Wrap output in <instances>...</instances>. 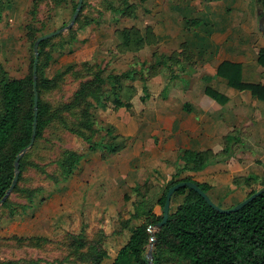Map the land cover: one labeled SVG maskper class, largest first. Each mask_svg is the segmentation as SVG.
Segmentation results:
<instances>
[{
    "label": "trees",
    "instance_id": "1",
    "mask_svg": "<svg viewBox=\"0 0 264 264\" xmlns=\"http://www.w3.org/2000/svg\"><path fill=\"white\" fill-rule=\"evenodd\" d=\"M10 1L0 0V17L1 12L7 8ZM127 1H121L122 4H125L123 7L108 3V8L112 11L122 12L125 7H132L131 2L128 3ZM31 2L33 5L36 0ZM54 2L58 5L67 6L68 4V0H54ZM76 2L77 0L71 4V14ZM84 3L85 1H82L75 22L81 19V9ZM90 21V19L85 18L79 26L86 25ZM31 27V25L25 26V33L28 38H31L32 46L34 39L43 33L35 35ZM68 31L70 33L69 40H71L74 37V29L70 27ZM136 31L135 28L122 29L120 31L121 43L129 46L130 33H136ZM51 37L40 40L38 43L35 75L37 94L35 137L32 145L19 157L18 175L11 190V192L19 193L24 201H12L10 196H7L0 204V208H6L5 214H1L0 218L11 219L15 215H20L34 201L39 188L19 185L20 180L23 179V172L29 166L45 173L46 177L53 178L55 182H59L74 170L80 159V154L73 149H63L55 160L58 172L56 174H59V176L46 172L44 164L30 160L28 152L37 144L38 139L45 137L44 132L47 127H59L77 135L88 144L90 150H95L101 145L105 151L114 152L122 146V143L116 142V134L111 133L113 130L112 125L102 126L108 136L106 141L94 139L99 126L96 128L94 117L96 115L93 111L95 106L101 105L112 106L113 108L128 107L130 105L128 92L131 87L124 85V81L133 80L135 69L130 68L105 74L103 65H97L95 69L88 73V77L79 81L67 100L59 102L56 106H51L42 95L58 87L63 72L71 67L70 64H68L70 66L65 65L63 69L57 70L51 76L44 74L43 68L48 65L47 59L50 58L49 51L45 50V46ZM134 40L139 43L141 40L143 42L145 38L139 34L134 36ZM138 46L139 44H135V48ZM152 56L153 65H150V68L165 67L170 69L173 75L172 63L179 62L177 56L155 52H152ZM32 60L33 52L28 71L21 76L14 77L6 76L5 69L0 62V198L13 177L14 158L19 150L29 142L31 135L34 96ZM257 60L264 66V50L259 52ZM86 61V68H93L92 62ZM146 62L147 60H142L141 64L146 65ZM88 63L91 65H88ZM182 67H184L183 63L180 65V68ZM138 70L142 71L141 68H138ZM217 74L224 76L229 85L239 89H249L256 97L264 99V84L242 82L237 64L222 62L217 68ZM142 89L146 90L145 82L142 84ZM206 91L220 101L225 99L224 96L208 88H206ZM68 114L73 115L74 119L68 120ZM238 139L236 134H226L224 145L218 151H213L211 148L201 150L181 149L177 154L178 162L175 164L174 171L166 180L161 193L156 197L155 201L160 208L164 201L166 189L180 180H191L208 194L210 185L207 182L194 181L191 176L185 173L202 169L207 164L228 158L232 155V148ZM238 180V178H234L235 182H238ZM243 181L247 185L256 182L258 186L257 188L250 187L243 197L245 198L259 187L264 186V174L260 176L247 175L243 178ZM143 185H147L146 182L131 187L137 194V198L132 202L130 217L141 218V220L130 226L126 240L108 264H149L146 251L150 234L147 227L149 224L158 221L161 214H156L153 211V205L151 204L153 198L152 196L150 198L146 196L148 189L141 191ZM174 195H179L181 198L175 205L170 203L166 221L154 231L155 240L151 249L153 264H161L164 260L173 261L175 264H264V191L257 194L239 209L229 212H219L213 209L203 197L187 186L178 187L171 194L170 202ZM213 202L221 206V203ZM237 202L229 206L222 205V207H231ZM8 236L19 243L24 240L26 245L31 247L40 249L43 246L49 247L51 251L57 252L53 259L57 264H101V261L107 255L102 242L104 240L102 230H98V233L92 236H88L83 228L78 232L66 230L53 237L18 234ZM62 248H65L66 252L60 256ZM42 260L44 259L41 257L5 258L0 259V264H47L42 263ZM53 261L51 260L49 264H54Z\"/></svg>",
    "mask_w": 264,
    "mask_h": 264
},
{
    "label": "crops",
    "instance_id": "2",
    "mask_svg": "<svg viewBox=\"0 0 264 264\" xmlns=\"http://www.w3.org/2000/svg\"><path fill=\"white\" fill-rule=\"evenodd\" d=\"M163 1L162 9L152 10L154 16L150 23L134 27L147 40L143 42V47L150 44L157 54L175 55L179 59L178 63H183L184 67L180 68V73L173 70V75L159 71L150 78V93L147 91V83L146 90L142 89V82L143 98L141 95L139 100L130 97L128 107L114 109L111 116L114 134L116 142L122 143L118 150L108 154L105 150H92L80 159L77 167L65 179L50 186L53 189L49 190V195L52 191L59 193L68 186V193L72 201L76 202L71 203L74 208L69 210L74 214L80 215L78 204L84 200L80 189L90 191V196H95L93 199L90 197V200L98 204L101 193L96 194V191L102 189L97 187L105 188L102 193L112 191V188H126L131 184L132 187L137 173L149 164L151 171L154 168H167V164L172 161L169 156L174 154L173 162H177V154L183 148H211L218 151L224 145V136L232 132L240 137L232 149V155L185 174L194 181L207 182L210 185V198L223 206L242 200L248 189L254 187L252 182L247 185L243 181L245 176L264 174V99L256 97L249 89L229 85L224 76L217 74V68L222 62H231L239 66L242 82L264 84V66L257 60L259 52L264 50V0ZM16 6L11 0L3 18L9 13L15 15L11 10L16 11ZM22 8L23 5L20 11ZM98 33V43L114 42L109 33L104 34V28L100 27ZM118 43L120 41L116 38L115 44ZM89 47V58L86 59H92L96 51L95 45ZM72 51L77 54L79 50L72 47ZM187 69H190V73H185ZM206 88L225 99L220 101L214 98ZM98 108L100 106L97 111ZM143 154L146 157L144 163ZM147 154H150V158H147ZM91 158L95 161L93 167L88 164ZM95 170L103 176L98 181L93 180ZM234 178H238V182ZM153 184L150 181V188ZM44 197L40 193L36 194L30 209L5 219L3 225L21 217H34ZM48 217L44 222L50 220ZM51 223H48L50 227ZM81 229L82 226L79 230H68L78 232ZM42 232L12 231L5 235L48 236ZM118 248L111 256L105 246L107 255L101 263L109 259L105 263L108 264Z\"/></svg>",
    "mask_w": 264,
    "mask_h": 264
},
{
    "label": "rangeland",
    "instance_id": "3",
    "mask_svg": "<svg viewBox=\"0 0 264 264\" xmlns=\"http://www.w3.org/2000/svg\"><path fill=\"white\" fill-rule=\"evenodd\" d=\"M13 1L17 5L16 11L11 10L15 13V15H13V13L12 15L9 13L3 18V14L6 11L5 9L1 12L0 17V62L5 69L6 76L9 77L21 76L28 71L33 50L31 46V38L26 36L25 26L31 25L35 35H39L41 33L44 34L63 26L68 22L71 16V4L75 0H68L67 6L63 4L58 5L54 2V0H36L33 5L31 2L32 0ZM83 1H85V3L81 9V19L74 22L72 26L74 29V37L69 40V29H66L53 35L45 46V50L49 51L50 54V58L47 59L48 65L43 68L45 75L51 76L57 70L63 69V67L68 64H70L71 67L63 72L59 86L44 93L42 97L47 100L51 106H56L59 102L67 100L71 96L73 90L77 87L79 81L88 77V73L92 69H95L97 65H103L105 74L107 72H120L126 69L134 68L135 75L133 80L124 81V85H129L131 87L129 92L125 87L129 94L128 97H132V99L135 100L140 99L139 96L143 93L141 90V84L144 82L145 78L147 91L150 93L151 76L155 75L159 71H165L166 73H171V71L163 67L150 68V65H153V47L150 46V44H146V46L143 47V42L147 41L146 38L143 42L141 40L139 43L134 40V36L140 34L139 29L134 27V25L142 26L146 23H150L153 19L152 17L154 16V14H152V10L156 8L162 9L164 1L152 0V2H150V0H128L127 2H131L132 7H125V10L122 12H119L118 10L112 11L108 8V3H112L114 6L123 7L125 4H122V0ZM22 5L23 8L20 11V7ZM17 9L19 11H17ZM20 16L22 17L20 18ZM85 18L90 19L91 21L86 25L84 24L79 26ZM96 27L98 28L96 29ZM100 27L105 29L104 34L109 33L111 35L114 40L112 44L98 43L100 39L98 29ZM125 28L137 29L136 33H130L131 40L129 46L121 43L122 36L120 31ZM116 38L118 39V42L120 41V43L115 44ZM150 38L152 37L150 36ZM84 44H86V47ZM135 44H139V46L135 48ZM93 45L96 46V51L92 56V59H86L89 58L88 48ZM72 47H77V50L80 52L78 51L77 54L76 52L72 53L74 52L72 51ZM82 58L85 59L82 60ZM86 60L92 62L91 64L93 68H86ZM142 60H147L146 65L141 64ZM91 64L88 63V65ZM172 64L173 69L177 71V73H180V63ZM138 68H141L142 71L138 70ZM188 72L190 73V69L185 70V73ZM140 76L142 78H140ZM97 107L98 106H95V110L93 112H95L94 115H96L94 116L96 128L99 126V129L97 128L98 131L94 135V139L106 141L108 136L105 134L104 127L111 125L114 126L112 124L113 119L111 116L112 112L115 111V108L112 106L101 105L97 111ZM100 109L103 111H100ZM67 118L68 120L74 119L71 114H68ZM111 133H114V129ZM231 134H235V132H232ZM44 136V138L38 139L37 144L30 149L28 152L29 158L30 160L44 164L45 171L53 173L56 176H59V174H56L57 165L55 160L59 157L60 152L63 149H74V151L80 154V159L92 151L88 149V144L81 140L77 135L65 130H60L59 128H54V126L47 127L45 129ZM238 138L239 139L236 143L240 141L239 136ZM100 150L105 149L101 145L95 149V151ZM108 153L111 152L108 151L106 154ZM173 155L174 154L169 156V159L172 160L169 164H167L169 167L154 168L151 171L149 164V166H146V169L140 170L137 173V179L134 183V185H139L146 182L147 185H143V187L141 186V191L148 189L146 196L149 198L152 196L153 200L151 201V204L153 205V211L156 214H161V208L155 200L161 193L166 180L170 177V175L166 173H171L175 169L176 162H173ZM149 156L150 154H147V158H150ZM144 157L145 155L143 154L142 158L144 160L142 159V163L145 161L146 157ZM80 159L76 163L75 168L77 167ZM97 161H100L101 163L100 159ZM94 162L91 158V161L88 164L93 167L95 164ZM96 171L97 170H95V173L93 174L94 181H98L103 178V176ZM78 174H82V172H79ZM224 180L221 179V181ZM150 181L155 183L151 186V188ZM56 184H58V182H55L53 178L46 177L45 173L40 172L34 167L29 166L23 172V179L20 180L19 185L37 187L39 189L36 194L38 195L40 193L45 197L41 201L38 209L35 211L34 217H21L7 225H3V221L6 218H0V259L41 257L44 259L41 261L42 263L49 264L51 260L53 261L57 252L51 251L49 247L45 246H43L42 249L28 246L24 240L19 243L5 234L12 231L22 233L44 231L42 233L48 235L49 237H53L68 229L79 230V227L81 226L88 236H92L93 234L98 233V230H102V233L104 234V240L102 241L103 246L108 248L110 255L112 256L115 249L121 246L127 238L130 226L141 220V218L130 217L132 212V202L137 198V194L131 188L132 184L130 186L127 185L126 188L117 187L115 190L112 188V191L109 190L104 193H102L105 189L104 187H97V189H102V191H96V194L101 193L98 204H95L94 201L90 200V191L80 189L81 193H83L82 199H84L82 203L78 204L79 208H81L80 215L69 211L74 208L73 204H71L74 201H72L71 194L68 193V186H65L66 188L62 189L59 193H57L58 191H52L50 195L47 194L50 189H53L50 186ZM252 184L255 188L258 187L256 182H252ZM90 187L93 186H89L88 188ZM9 196L12 201H24V198H22V196L17 192H11ZM94 197L91 198L93 199ZM180 198L181 197L179 195H174L170 203L175 205ZM222 198L223 197L220 199ZM74 204H76V202H74ZM33 205L34 203L32 202L26 211ZM220 205L222 206V204ZM5 210L6 208H0V215L5 214ZM51 215H54V217L52 218ZM47 216H50L48 217L50 220L48 222H44ZM49 222H52L51 227L50 224H48ZM46 224L47 226H45ZM2 226L4 227L2 228ZM60 251L61 253L59 255L61 256L66 252V249L62 248ZM107 261H109V259L105 260L103 264L107 263ZM53 262L54 264H57L55 260ZM161 264L175 263L173 261L164 260Z\"/></svg>",
    "mask_w": 264,
    "mask_h": 264
},
{
    "label": "water",
    "instance_id": "4",
    "mask_svg": "<svg viewBox=\"0 0 264 264\" xmlns=\"http://www.w3.org/2000/svg\"><path fill=\"white\" fill-rule=\"evenodd\" d=\"M83 0H77L75 7L72 11L71 17L69 19V21L64 24L63 26L56 28L50 32L44 33L42 35L37 36L32 44V50H33V60H32V85H33V92H34V96H33V120H32V130H31V135H30V139L29 142L23 146L19 152L16 154L14 161H13V166H14V174L13 177L11 179V182L8 186V188L6 189V191L4 192L3 196L0 198V204L2 203V201L9 196V194L11 193V190L16 182L17 179V175H18V161H19V157L25 152L27 151V149L32 145L34 137H35V122H36V106H37V94H36V90H35V75H36V63H37V57H38V43L40 40H43L45 38L51 37L59 32H62L63 30L69 29L70 27L73 26L76 16L81 8V4H82ZM180 186H187L191 189H193L194 191H196L201 197H203V199L215 210L219 211V212H229V211H235L237 209H239L242 205H244L246 202L250 201L251 199H253L257 194H259L260 192L264 191V186L259 187L257 190H255L254 192H252L251 194H249L248 196H246L245 198H243L242 200L238 201L237 203L233 204L231 207H222L219 206L218 204L214 203L210 197L208 196V194L206 192H204L195 182L191 181V180H180L177 181L175 183H173L172 185H170L166 191H165V197H164V201L161 207V218L152 223L149 224L147 229L149 231L150 237H149V242H148V248L146 251V256H147V260L149 264H153L152 262V245L154 243V231L156 229H158L159 227H161L164 222L167 219L168 216V211H169V206H170V199H171V194Z\"/></svg>",
    "mask_w": 264,
    "mask_h": 264
}]
</instances>
